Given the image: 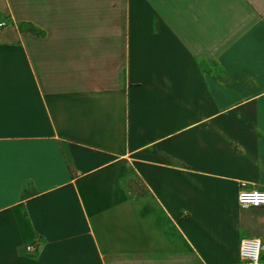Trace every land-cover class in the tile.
<instances>
[{
    "label": "crops",
    "instance_id": "crops-1",
    "mask_svg": "<svg viewBox=\"0 0 264 264\" xmlns=\"http://www.w3.org/2000/svg\"><path fill=\"white\" fill-rule=\"evenodd\" d=\"M2 23L0 264L264 244L237 201L264 191V0H0Z\"/></svg>",
    "mask_w": 264,
    "mask_h": 264
},
{
    "label": "built area",
    "instance_id": "built-area-1",
    "mask_svg": "<svg viewBox=\"0 0 264 264\" xmlns=\"http://www.w3.org/2000/svg\"><path fill=\"white\" fill-rule=\"evenodd\" d=\"M5 23L0 24L4 26ZM238 193V205L241 209L264 207V191L249 189L246 183L240 184ZM37 248L34 245L27 247L28 252H34ZM264 244L260 238H246L240 242L239 258L242 264H261Z\"/></svg>",
    "mask_w": 264,
    "mask_h": 264
},
{
    "label": "rangeland",
    "instance_id": "rangeland-1",
    "mask_svg": "<svg viewBox=\"0 0 264 264\" xmlns=\"http://www.w3.org/2000/svg\"><path fill=\"white\" fill-rule=\"evenodd\" d=\"M21 28L29 29V27L27 25L26 26H21Z\"/></svg>",
    "mask_w": 264,
    "mask_h": 264
}]
</instances>
